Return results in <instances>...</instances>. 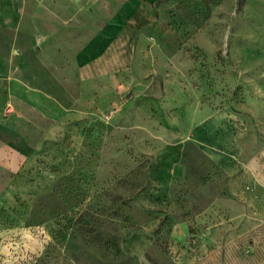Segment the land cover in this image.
Wrapping results in <instances>:
<instances>
[{
	"label": "rangeland",
	"instance_id": "obj_1",
	"mask_svg": "<svg viewBox=\"0 0 264 264\" xmlns=\"http://www.w3.org/2000/svg\"><path fill=\"white\" fill-rule=\"evenodd\" d=\"M0 264H264V0H0Z\"/></svg>",
	"mask_w": 264,
	"mask_h": 264
},
{
	"label": "built area",
	"instance_id": "obj_2",
	"mask_svg": "<svg viewBox=\"0 0 264 264\" xmlns=\"http://www.w3.org/2000/svg\"><path fill=\"white\" fill-rule=\"evenodd\" d=\"M4 113L6 114V111Z\"/></svg>",
	"mask_w": 264,
	"mask_h": 264
}]
</instances>
